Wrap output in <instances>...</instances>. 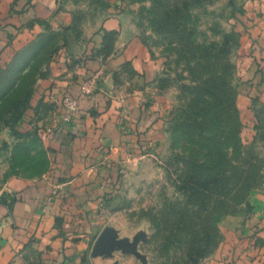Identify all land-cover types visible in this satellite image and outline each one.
I'll return each mask as SVG.
<instances>
[{
    "label": "rangeland",
    "instance_id": "374dc122",
    "mask_svg": "<svg viewBox=\"0 0 264 264\" xmlns=\"http://www.w3.org/2000/svg\"><path fill=\"white\" fill-rule=\"evenodd\" d=\"M24 27L31 35L0 61V199L15 196L7 188L20 180L48 181L52 200L84 173L53 168L51 138L69 132L77 108L65 121L48 79L58 63L63 78L138 39L154 75L131 83L136 116L120 95L136 75L130 61L101 86L106 109L117 101L121 149L101 147L85 168L94 215L56 216L55 226L84 233L73 237L86 246L78 264H264V238L250 219L264 208V0H55ZM94 74L82 78L81 94L97 90ZM104 231L137 241L140 255L94 252Z\"/></svg>",
    "mask_w": 264,
    "mask_h": 264
},
{
    "label": "crops",
    "instance_id": "0c3cea01",
    "mask_svg": "<svg viewBox=\"0 0 264 264\" xmlns=\"http://www.w3.org/2000/svg\"><path fill=\"white\" fill-rule=\"evenodd\" d=\"M12 2L13 0H0V61L7 60L20 42L31 35V31L24 27L26 22L34 17H46L55 9V0H33L29 8L24 7L26 0H18L13 9ZM23 8L25 9L22 10ZM60 15L65 18L64 13ZM37 27L36 25L34 30ZM124 61H130L136 75L120 85L123 89L120 95L128 98L129 109L132 110L133 116H136L138 104L129 97H132L134 93L131 92H136L139 87L133 89L135 84L131 88V83L141 81L140 78L149 77V74L152 79L154 75V70L152 74L149 73L152 62L149 61L148 53L138 39L129 42L105 61L87 60L84 65L79 64L78 71L76 68L68 71L63 78L56 76L67 68L62 67L61 63L53 68L52 76L48 80L55 82L51 93L55 108L63 112L61 99L68 95L76 99L77 112L69 132L64 131L51 138V147L57 149L53 152L52 165L56 172H68L70 175L75 172L84 173L78 178L72 177L70 179L72 183L52 200H48L47 197L48 181L26 184L19 180L7 188L8 192L16 194L11 199H7L6 196L0 199V264H78L77 256L86 246L83 240L74 241L73 237L78 238L84 233H77L69 222H64L61 228L56 227L55 218L61 215L69 220L70 216L78 211H82L88 217L94 215L93 209L90 210L93 206L91 196L93 186L81 183L87 182L85 168L93 163L92 160L96 159L94 156L100 154L101 147L112 145L121 149L118 147L121 137L114 124L113 113L116 111L114 107L117 101L114 99L113 105L106 109L105 101L109 94L101 86L103 83L109 86L113 84L111 74ZM92 71H95L94 77L99 81L95 85L97 90L92 95L81 94L82 78L89 77ZM48 80L40 82L39 91H44L45 94L50 92L49 89L46 90ZM39 94L36 92L33 102L39 99ZM90 108L100 114L96 117L90 115L88 112ZM107 115L112 117L113 121L109 119L106 121ZM76 204H80V210ZM250 219L254 220L253 223L260 229L257 235L264 238V208L261 212L257 210ZM236 264H245V261L238 260Z\"/></svg>",
    "mask_w": 264,
    "mask_h": 264
},
{
    "label": "water",
    "instance_id": "95a60500",
    "mask_svg": "<svg viewBox=\"0 0 264 264\" xmlns=\"http://www.w3.org/2000/svg\"><path fill=\"white\" fill-rule=\"evenodd\" d=\"M136 243L137 241L129 242L126 239H116L113 231H104L95 242L93 250L102 255L109 252L113 246H117L125 252L133 253L138 256L140 254L136 251Z\"/></svg>",
    "mask_w": 264,
    "mask_h": 264
},
{
    "label": "built area",
    "instance_id": "2783aa9c",
    "mask_svg": "<svg viewBox=\"0 0 264 264\" xmlns=\"http://www.w3.org/2000/svg\"><path fill=\"white\" fill-rule=\"evenodd\" d=\"M61 103L64 107V114L62 117L65 121L70 122L74 112L76 111L77 102L71 96L64 95L61 99Z\"/></svg>",
    "mask_w": 264,
    "mask_h": 264
}]
</instances>
